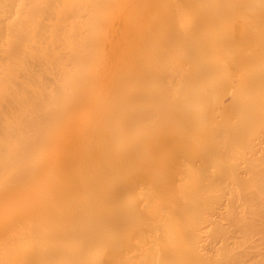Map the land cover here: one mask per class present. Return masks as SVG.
I'll return each instance as SVG.
<instances>
[{"label":"bare ground","instance_id":"6f19581e","mask_svg":"<svg viewBox=\"0 0 264 264\" xmlns=\"http://www.w3.org/2000/svg\"><path fill=\"white\" fill-rule=\"evenodd\" d=\"M261 93L264 0H0V264H264Z\"/></svg>","mask_w":264,"mask_h":264},{"label":"rangeland","instance_id":"374dc122","mask_svg":"<svg viewBox=\"0 0 264 264\" xmlns=\"http://www.w3.org/2000/svg\"><path fill=\"white\" fill-rule=\"evenodd\" d=\"M231 71H233V69ZM233 77H234V75L232 76V78ZM259 96L264 97V94L261 93V95H259ZM224 140H225V138H222V139L220 137L217 138V141H220V143L224 142ZM231 140H233V139H231ZM231 140L229 139L230 142H232ZM227 141H228V139L226 138V143L229 145L230 142L229 141L227 142ZM227 144H225V145L227 146ZM231 144H233V143H231ZM238 144H239L238 146L240 147L241 152H244V153H242V156H239V158L237 157L235 159L236 165H238V166L240 165V167H245V166L253 167V168H255V170H258L259 172L264 173V150L258 154L259 157L256 156L255 158H253L251 156H248V152L252 154L253 148H252V146L250 147L249 144L246 142V135L244 133L242 134V136H240V141L238 142ZM263 257H264V255H263ZM256 260L257 259L252 260L251 264H254Z\"/></svg>","mask_w":264,"mask_h":264}]
</instances>
